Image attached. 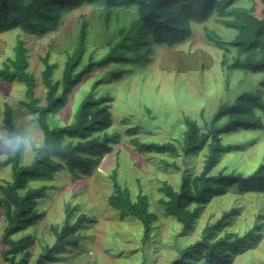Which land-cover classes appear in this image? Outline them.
<instances>
[{
    "label": "trees",
    "instance_id": "obj_1",
    "mask_svg": "<svg viewBox=\"0 0 264 264\" xmlns=\"http://www.w3.org/2000/svg\"><path fill=\"white\" fill-rule=\"evenodd\" d=\"M237 1L0 0V33L19 28L32 35L56 31L63 13L73 12L83 5L93 4L106 9V24L112 9L135 7V16L118 30L117 40L109 44L107 53L99 59L93 60L89 56L80 67L86 50L85 23L79 30L78 44L70 54L67 53L59 77H53L58 65L48 61V54L41 58L44 103L36 95L37 79L29 71V57L23 40L16 38L13 56L2 63L0 80L24 84V99L19 103L33 115V122L42 134L39 145L32 142L30 149L33 157L30 163H21L27 147L0 159V168L11 169V180L0 184V209L5 219L1 241L6 246L0 254L6 264H29L34 236L26 234L16 240L12 237L35 223L41 214L37 202L52 188L46 184L29 187V181L53 180L60 171L74 179L90 175L99 159L121 140L122 133L108 130L113 124L109 109L113 97L108 89L104 88V92L97 89L102 82L100 79L91 83L90 90L79 100L69 122L58 125L49 120L92 71L111 63L138 64L147 60L154 45L171 47L182 43L192 36V23L205 24L214 15L221 25L236 31L231 39L225 40L215 29L203 25L206 40L222 50L221 66L226 70L264 73V0H250V7L236 5ZM257 6L261 7L259 16L255 14ZM123 71L120 68L111 69L105 77L107 80H117ZM259 85L264 87V77ZM262 114L264 98L260 91H242L232 103H221L205 128L196 120L182 116L180 121L184 124V130L179 144L175 140L144 142L137 137V128L128 127L125 130V135L130 136L129 143L138 152L190 157L205 151L198 173L183 172L177 189L166 180L158 187L162 195L157 202L163 206L166 215L181 224L184 232L194 230L205 206L229 190L237 188L240 192L264 193V159L248 174L235 168L215 172L224 154L242 148L239 143L223 142L222 136L241 130L263 129ZM2 123L6 139L20 136L13 108L7 102L3 103ZM250 143L248 140L245 146ZM172 166L177 168L175 164ZM111 180L113 190L108 196V205L118 211L120 220L127 216L137 219L143 228L141 241L148 242L158 219V215L150 210L149 197L140 191L132 199L128 188L118 183L115 170ZM76 210L69 202L64 204L62 224L50 226L53 243L42 248L33 264H44L45 260L56 257L66 247H76L80 243L82 236L79 230L90 218L78 213L72 219ZM232 211H224L214 222L205 224L200 238L182 247L181 257L172 264H232L236 255L260 241L262 234L258 227L243 234L228 228Z\"/></svg>",
    "mask_w": 264,
    "mask_h": 264
},
{
    "label": "rangeland",
    "instance_id": "obj_2",
    "mask_svg": "<svg viewBox=\"0 0 264 264\" xmlns=\"http://www.w3.org/2000/svg\"><path fill=\"white\" fill-rule=\"evenodd\" d=\"M236 5L250 7V0H238ZM135 7L112 9L110 18L104 21L107 10L93 4L83 5L70 13H63L56 31L46 34H28L19 28L0 33V68L7 57L13 56L17 37L24 41L29 59V71L37 79L36 95L44 103L45 88L41 81L43 63L41 58L48 54V61L58 66L53 77L60 76L67 53L70 54L79 42V30L85 23L86 50L80 67L91 56L99 59L109 49V44L117 40L118 30L126 26L135 16ZM261 15V7L255 10ZM203 25H207L225 40L231 39L236 31L217 22L213 15L205 24L192 23V36L171 47L156 44L147 60L138 64L111 63L92 71L86 79L74 88L72 95L60 109L49 117L50 122L61 125L73 117L79 100L90 90L93 81L101 80L97 89L109 90L113 97L109 109L113 124L109 131L122 133L121 140L113 149L103 155L94 172L78 179L66 172H58L53 180L37 179L28 183L29 187L50 185L47 195L38 200L37 209L41 213L35 223L13 234V239L23 235L34 236L29 264H33L45 245L53 243L51 225L60 226L64 219L63 207L66 202L77 208L72 219L83 213L90 220L79 230L82 238L76 247H66L56 257L45 260L44 264H172L182 254V247L200 238L202 228L214 222L224 211H232L228 228L243 234L246 230L259 228L261 239L253 247L236 255L232 264H264V193L240 192L237 188L225 195L214 198L205 206L194 230L184 232L175 218L164 213L163 206L157 202L162 195L158 187L163 180L175 189L183 172L198 173L203 165L205 151L195 156L182 154L144 153L135 150L125 135L128 127L137 128V137L144 142L181 141L184 124L182 116L196 120L202 128L209 123L221 103H232L235 96L243 92H257L264 98V87L259 81L262 72L238 69H224L221 64L222 50L206 40ZM123 69L117 80H107L109 70ZM23 83L0 80V141L6 140L3 129V103L13 108L15 124L20 136L31 137L35 145L42 139L41 131L30 114L19 102L24 99ZM264 124V114L261 115ZM52 120V121H51ZM247 140V141H246ZM250 140L248 146H245ZM223 142L241 144L242 148L224 154L215 167L237 169L245 174L254 170L264 159V128L261 130H241L222 136ZM8 153H0L4 159ZM30 148L21 160L28 164L32 160ZM168 164V165H167ZM175 164L177 168H174ZM115 170L121 187L128 188L132 199L141 191L149 197L150 210L158 215L151 238L141 241L142 224L132 216L120 220L118 211L107 203L112 193L111 174ZM11 180L10 167L0 168V184ZM5 219L0 209V252L1 233ZM0 264H6L0 254Z\"/></svg>",
    "mask_w": 264,
    "mask_h": 264
},
{
    "label": "clouds",
    "instance_id": "obj_3",
    "mask_svg": "<svg viewBox=\"0 0 264 264\" xmlns=\"http://www.w3.org/2000/svg\"><path fill=\"white\" fill-rule=\"evenodd\" d=\"M31 145V137L12 136L4 141H0V153H16L24 147L30 148Z\"/></svg>",
    "mask_w": 264,
    "mask_h": 264
}]
</instances>
